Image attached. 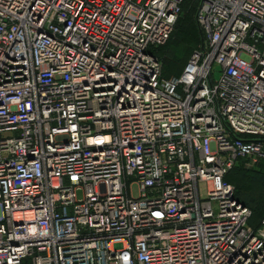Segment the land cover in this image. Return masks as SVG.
<instances>
[{"label":"built area","instance_id":"obj_1","mask_svg":"<svg viewBox=\"0 0 264 264\" xmlns=\"http://www.w3.org/2000/svg\"><path fill=\"white\" fill-rule=\"evenodd\" d=\"M195 1L165 77L185 0H0V264H264V0Z\"/></svg>","mask_w":264,"mask_h":264},{"label":"trees","instance_id":"obj_2","mask_svg":"<svg viewBox=\"0 0 264 264\" xmlns=\"http://www.w3.org/2000/svg\"><path fill=\"white\" fill-rule=\"evenodd\" d=\"M197 7H198V3L195 0H185V2L183 3L182 13L174 26V30L172 32L170 39L165 45L160 46L159 48L156 49V54L160 58L163 64V75L165 77H173L168 75H171L178 71V69L177 70L174 69L175 67H172V65L173 64L177 65L178 60L181 59L177 56V49L179 48L181 42L183 43V41L190 39L194 35L197 36V41H198L197 47L193 51L192 48L185 49V54H189V55L191 54V56L193 55L194 52L199 50L203 45L205 35L197 23V19H196ZM179 75H175V76H179ZM238 161H240L241 163L242 159H239ZM242 169L243 168L241 167V165L235 166L226 176V180L229 183L233 184L234 186L236 185L238 187L239 180L237 178L239 177V172L244 171ZM251 173H256V174L254 176H251L249 175L250 172H248L247 173L248 176L245 175L247 176V178L245 179L246 180L248 179L252 183L259 184L262 187V189H264V160H261L260 170ZM236 186H235L236 196L252 212V216L250 218V224L254 228L259 227L261 225L262 219L264 218V199L262 198V202H260L257 194H249V193L243 194L239 191V189ZM260 195L264 197V192H262Z\"/></svg>","mask_w":264,"mask_h":264},{"label":"rangeland","instance_id":"obj_3","mask_svg":"<svg viewBox=\"0 0 264 264\" xmlns=\"http://www.w3.org/2000/svg\"><path fill=\"white\" fill-rule=\"evenodd\" d=\"M197 45H198V41H197V36H195V35L192 36L190 39L183 41V43L182 42L180 43V46L177 49V56L181 59L178 60L177 65L176 64L172 65V67H175L174 69H176V70L178 69V71L176 73H173V74L168 75V76L179 75L182 72L184 67L187 66L186 64H187V62H189L190 57H191V54L190 55L185 54V49L186 48H189V49L192 48V51H193L197 47ZM166 46H168V45H166ZM191 46H193V47H191ZM220 76H221V74L218 72L215 74L216 79H220ZM261 160H264V158H258L256 161H254L252 159H242L241 163H240V161H238L237 164L235 165V166L241 165V167L243 168L242 170H244V171L239 172V177L237 178L239 180V185H238V187L236 185L235 186L243 194H248V193L249 194H257L260 202H262V198L264 199V197L262 195H260L262 192H264V189H262V187L259 184L252 183L248 179L246 180L245 178H247L248 172H250L249 175L254 176L256 173H251V172H255V171L260 170ZM245 175H247V176H245ZM200 191H201L203 196H205V197L207 196L208 192H207L206 184L200 185ZM132 193H133L134 197L139 196V190H138L137 186L132 187Z\"/></svg>","mask_w":264,"mask_h":264}]
</instances>
